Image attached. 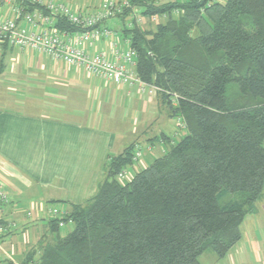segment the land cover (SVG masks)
<instances>
[{
    "label": "trees",
    "instance_id": "1",
    "mask_svg": "<svg viewBox=\"0 0 264 264\" xmlns=\"http://www.w3.org/2000/svg\"><path fill=\"white\" fill-rule=\"evenodd\" d=\"M129 2L118 17L136 8L166 19L146 29L133 17L122 30L138 76L161 88L188 133L129 182L118 175L135 164V143L112 156L96 195L62 218L74 230L62 236L61 220H50L51 239L25 264H201L208 250L224 258L264 193V0Z\"/></svg>",
    "mask_w": 264,
    "mask_h": 264
},
{
    "label": "crops",
    "instance_id": "2",
    "mask_svg": "<svg viewBox=\"0 0 264 264\" xmlns=\"http://www.w3.org/2000/svg\"><path fill=\"white\" fill-rule=\"evenodd\" d=\"M57 1L87 14L107 0ZM17 6L23 2H5L2 15L13 17ZM128 18L105 21L113 33L99 39L90 53L104 50L111 57L113 43L131 48L122 30ZM0 69V189L8 196L0 202V264H25L37 259L41 243L52 237L48 203L60 202L70 211L96 195L111 157L126 148L124 118L131 119L130 144L140 149L139 160L127 168L131 177L137 164L148 166L141 146L152 152L159 139L164 154L162 146L172 139L165 132L169 121L168 127L165 123L152 130L164 100L142 93L139 84L119 85L36 50L1 42ZM163 114L172 117L168 110ZM258 201L226 263L217 264H264V201Z\"/></svg>",
    "mask_w": 264,
    "mask_h": 264
},
{
    "label": "built area",
    "instance_id": "3",
    "mask_svg": "<svg viewBox=\"0 0 264 264\" xmlns=\"http://www.w3.org/2000/svg\"><path fill=\"white\" fill-rule=\"evenodd\" d=\"M11 0H0V42L21 48H30L53 59L63 60L69 65L82 67L87 72L105 78L119 85L139 84L142 93L157 95L161 88L145 83L137 74V52L133 48L119 49L116 43L111 48V57L104 50L90 53L95 43L109 37L113 31L103 26L130 7L129 0H107L100 9L92 13H82L57 0H29L31 3L44 7L27 10L24 6L14 8L13 17H4L1 6ZM217 1V0H213ZM134 8V17L139 23L141 17ZM64 16L78 30L70 32L57 28L55 18ZM155 19V17H153ZM128 26H132V22ZM184 127L185 124L183 123ZM140 149L135 151L134 160L138 161ZM127 169L122 170L119 179L126 178ZM8 201V196L0 189V202ZM50 215L59 218L60 225L65 223L62 218L67 211L50 207ZM264 254V249H263Z\"/></svg>",
    "mask_w": 264,
    "mask_h": 264
},
{
    "label": "rangeland",
    "instance_id": "4",
    "mask_svg": "<svg viewBox=\"0 0 264 264\" xmlns=\"http://www.w3.org/2000/svg\"><path fill=\"white\" fill-rule=\"evenodd\" d=\"M96 2H98L99 0H94ZM221 2H226V0H220ZM96 9V8H95ZM139 12V11H138ZM138 15L141 17V21L139 22V25L144 27V28H150V27H156L157 24L159 22H163L165 21V17H155V19L153 18H146L144 17L140 12L138 13ZM131 18H128L129 21L126 20L127 24L132 22V19H133V15L130 16ZM136 17V16H135ZM112 82V81H111ZM164 109L166 110L167 112V108L166 106H164ZM164 109H158L157 110V115L155 117H157L154 121V125L152 127V130H157L159 127H162L163 125H167L168 127V124H167V121H169V129L166 128L165 132L168 134V136L172 139V143H176L178 141H180L187 133V129L183 126H181L182 122H183V119L180 117V116H175V117H170L169 118L167 117V115H164L163 114V110ZM127 116L129 115V113H126ZM117 116L118 118L121 116V113L119 115H114V117ZM128 119L131 121V119L129 117H126L124 118V121H123V126L127 127L128 128V131H127V134H125V147H127L128 145H130V143L132 142V138L134 135L131 134V125H130V121H128ZM139 132L142 131L141 128H139L138 130ZM149 136H151L148 132ZM160 137V135H159ZM161 144L160 140L157 139L155 141V149L154 151L152 152H147V149L146 147H142L141 146V151L143 153V159L146 160L148 163V165H150L153 161H151L152 159H155L157 156H161L163 154V151L161 149V147L159 146ZM171 146V143L169 142H166L162 148H164V150H168ZM160 150V151H159ZM158 152V154H157ZM160 152V153H159ZM150 160V161H148ZM136 168L138 169L137 171L141 170L142 168H144L143 166H139L137 164ZM136 172H134L133 174L135 175ZM131 175L128 174L126 178H123L121 179V182H129L131 180ZM231 194H226L224 195L221 199H220V202L221 203H224L225 202V199H227L228 197H230ZM259 201H264V197L262 198V200H259ZM259 201H258V204H259ZM48 207H52V208H57L59 210H64V206L62 203L60 202H50L48 203ZM50 213V212H49ZM75 228V224L73 222H68V223H65L63 226H61V229H60V235L62 236H65L66 234L70 233L72 230H74ZM227 257V256H226ZM226 257L224 258H219L215 252L211 251V250H208L206 251L205 253L201 254L200 256V262L201 264H217V261L219 262H223V263H226Z\"/></svg>",
    "mask_w": 264,
    "mask_h": 264
}]
</instances>
